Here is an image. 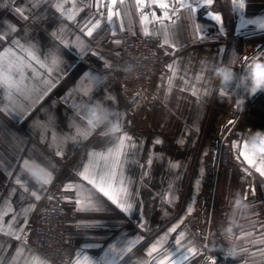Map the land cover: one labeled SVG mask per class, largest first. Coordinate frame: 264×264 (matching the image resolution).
I'll list each match as a JSON object with an SVG mask.
<instances>
[{
  "label": "crops",
  "instance_id": "0c3cea01",
  "mask_svg": "<svg viewBox=\"0 0 264 264\" xmlns=\"http://www.w3.org/2000/svg\"><path fill=\"white\" fill-rule=\"evenodd\" d=\"M102 2L101 8L98 7L101 0H0V53L9 47L16 50L13 41H19L25 46L35 45L36 55L41 59L55 55L60 61L57 70L44 77L54 85L46 94L41 86L31 99L11 109V114L4 110L8 100L0 96L2 226L9 231H18L23 227L21 235L22 238L26 236L27 241L29 222L38 201L23 192L16 184V178L20 175L23 160L30 153L45 158L54 166L50 168L53 172L51 184L43 187L28 174L21 175L22 182H26L30 190H38L42 198L49 187H57V179L60 183L84 184L90 188L78 175L89 153L106 152L118 143L121 135L126 134L132 139L126 142L129 147L123 165V178L132 194L133 211L126 214L105 200V211L77 212L74 202L76 192L73 190V198L66 203L69 215L68 264H74L77 250L84 243H99L108 247L125 237L138 242L122 258L121 264H161V261L172 264L171 259L166 257H170L171 250L175 251L178 247L175 240L180 232H184L182 250L188 247L197 249L195 255L189 254L190 258L184 264H213V261L215 264H245V259L250 256L249 244L240 248L233 244L235 237L248 232L251 220L264 227V200L249 199L247 176L251 173H256L258 178L264 176L256 172L239 151L246 130H264V92L250 98L242 91L233 95L231 89L225 91L221 87L207 65L228 63L234 53H239L240 64L236 71L242 72L246 57H264V49L258 52L264 44V32L257 29L253 32L254 26L236 31L239 17L233 0H213L211 5L198 10L194 20L186 10L181 9L176 16L165 19L163 25L152 19L153 12L158 18L163 17V10L152 0H141L143 8L138 7L137 0H124L123 4L117 0L113 12L118 11L119 16L113 15L112 23L106 19L110 0ZM162 2L175 4L176 0ZM238 3L239 0L237 6ZM57 5H63V11H58ZM245 5L246 18L264 16V0H245ZM208 12L220 15L221 21L210 20ZM73 13L74 18L69 19ZM143 15L148 16L145 23L141 21ZM96 20H100V26L89 37L86 35L87 28ZM197 25L203 30L199 31ZM145 27L161 39L162 44L154 52L164 57L165 69L153 79L150 100H145L148 101L147 114L143 117L141 106L131 117L122 105L118 87L110 79L108 69L112 60L118 57V38L144 33ZM165 32L168 35L167 44L164 43ZM81 41L83 51L78 46ZM169 65L173 66L172 69ZM90 70L92 74L104 77L102 84L95 85L83 75ZM197 76H203V79L197 81ZM193 88L198 89L196 95H193ZM84 90H88V96L83 94ZM68 93L71 95L65 101ZM239 95H245L242 106L237 104ZM74 102L87 107L102 103L107 110L116 113L121 132L113 137L99 128L86 139H71L76 135L74 125L84 123L75 117ZM230 107H242L246 113L231 128L229 121L233 116L228 115ZM133 144L134 147L131 146ZM223 144L229 169H233L232 186L229 191L223 189L220 193L215 206L219 210L218 216L208 234L206 249L199 252L203 237L207 238L205 219L208 179L211 176L209 166L216 163L218 148ZM234 144L238 147L234 148ZM57 151H61L62 155L57 156ZM80 152L79 168L70 175L66 164ZM173 164L178 167H172ZM213 199L214 196L211 197L212 203ZM237 199L246 207H237ZM33 204L34 208L26 213L24 210ZM189 208L192 209L190 213ZM5 212L7 215H4ZM239 214L242 215L240 223ZM13 217L16 219L13 220ZM234 224L241 227L240 233L227 234L225 230L221 233L219 226L223 228ZM174 225H179L176 232L169 233ZM165 234H168L167 239L149 257L147 250ZM257 237L255 245L260 250L264 245V229ZM0 243L4 245L0 256H3L5 264H10L20 241L0 234ZM233 249L236 255L228 257L227 252ZM88 252L95 258L102 255L103 249ZM255 256H261V264H264L261 251H256ZM41 261L48 264V259L27 243L23 256L16 264H40Z\"/></svg>",
  "mask_w": 264,
  "mask_h": 264
},
{
  "label": "snow or ice",
  "instance_id": "6c2138e0",
  "mask_svg": "<svg viewBox=\"0 0 264 264\" xmlns=\"http://www.w3.org/2000/svg\"><path fill=\"white\" fill-rule=\"evenodd\" d=\"M116 2L117 0H110L107 7L106 19L108 23H112L113 15L119 16L118 11L115 13L113 12V6ZM123 2L124 0H120L121 4H123ZM152 2L156 3L157 6L163 10L162 18H158L155 12H153L152 19L153 21H158L163 25L165 19H171V17L176 16L181 9L186 10L189 13L190 18L194 20L198 10L202 9L205 5H211L213 0H189V2H186V0H176L175 4L162 2V0H152ZM137 3L138 7H144L141 0H137ZM56 7L58 11H63V5H57ZM98 7H103L102 0ZM233 7L239 17V23L236 31L240 32L242 29H248L249 26H254L252 31L255 32V25L259 23V19L246 18V14L244 12L246 5L242 3V0H239L238 6L237 0H233ZM17 11L19 12L20 9H17ZM74 15L75 13H73L69 19L74 18ZM101 15L103 16V13H101ZM207 17L218 23L221 21V16L218 14L213 15L211 12H208ZM259 18H264V16ZM141 21L142 23L147 22L148 16L143 15L141 17ZM99 26L100 20H96L91 27L87 28L86 35L91 37L93 31ZM197 29L199 31L203 30L200 25H197ZM12 31H15V28H12ZM144 34H149L147 27L144 28ZM168 42V35L165 32L164 43L167 44ZM13 44L16 46V50L9 47L0 53V96L8 100V105L5 106L4 110L9 111V114H11V109L19 107L22 101L31 99V96L34 93L40 91L41 86H43L44 94H46L47 91H50L51 87L54 85L50 79H45L44 77L50 76L52 72L57 70L60 63L59 58L55 55L50 58L45 57L44 59H41L40 56L36 55L35 45L33 44L25 46L20 44L19 41H13ZM78 46L82 51L84 50L82 41ZM247 60L248 58L246 57L245 61ZM172 67L173 66L169 65L170 69H172ZM242 69H244V66H242ZM83 75L89 78L95 85L102 84L104 80L102 75L92 74L91 70L89 72H85ZM196 79L199 81L203 79V76H197ZM76 90L78 89H74V91ZM192 91L193 95L198 93L197 88H193ZM83 94L88 96V90H84ZM70 95L71 93L66 94L64 98L65 101H67V98ZM95 105L100 108L101 112L107 111V108L104 107L102 103L98 102ZM72 107L75 112V117L84 123L74 125L76 135L71 137V139L75 140L77 137L86 139L88 135H90L86 127L87 105L77 104L74 102ZM229 123L232 122L229 121ZM131 139L132 138L130 136L124 134L120 136L118 143L107 149L106 152L89 153L88 160L83 165L82 170L78 172V175L81 181L86 182V184L91 187H85L84 184H68L65 186V190H75L76 192L74 202L76 204L75 210L77 212L91 213L105 211L107 210L105 200L110 201L111 204L115 205L126 214H130L133 211L134 206L132 203V194L129 192L123 178V165L126 160L127 149L129 147V144L126 142H130ZM53 143H55V137L53 139ZM156 143H160V141H156ZM131 146L134 147V144ZM233 147L236 148L238 146L234 144ZM239 154L250 166L255 168L256 172H258L261 176H264V160L252 157L251 154L244 151L243 145L240 146ZM56 155L61 156L62 152L57 151ZM149 163H151V160ZM51 167L54 166L51 165L45 158L39 155L33 156L30 153L29 157L25 158L22 162L20 175L16 178V184L23 189L24 193H28L30 196L34 197L36 201H39L41 196L38 194V190H30L27 187L26 182H22L21 175L28 174L43 187L51 184L53 180V172L50 170ZM172 167H178V165L173 164ZM101 197L105 199H101ZM33 208L34 204L30 205L24 211L27 213ZM9 211H11V208H9ZM191 211L192 209L189 208L188 212L190 213ZM4 215H7V212H5ZM15 219L16 218L13 217V220ZM26 222L27 221H25V223ZM2 225L3 216L0 215V234L10 236L15 240L20 241V244L16 248L15 256L10 262V264H16V262L23 256V252L27 244L26 236L22 238L21 235L24 229L21 227L18 231H9ZM10 227L11 224H9V228ZM178 227L179 225H174L169 229V233L176 232ZM167 237L168 234H165L164 237L157 240L147 250V255L151 257L152 254L157 251L158 246H160L163 241L167 239ZM183 239L184 232H180L179 238L175 240V244L178 247L175 248V251H173V249L171 250L170 257H166V259H171L172 264H184V261L189 260V254L195 255L197 252V249L194 247H188L185 250H182L181 242ZM137 242L138 241L135 240H127L125 237L108 247H104L99 243H84L77 250V259L74 264H121L122 258L131 251L132 247H134ZM8 247L10 248L11 245L9 244ZM117 248L120 250L117 251ZM0 249H4V245L2 243H0ZM91 249H103L102 255L95 258L90 256L88 250ZM0 264H5L3 256H0ZM40 264H43V261H41ZM161 264H163V261H161ZM213 264H215V261H213Z\"/></svg>",
  "mask_w": 264,
  "mask_h": 264
},
{
  "label": "built area",
  "instance_id": "2783aa9c",
  "mask_svg": "<svg viewBox=\"0 0 264 264\" xmlns=\"http://www.w3.org/2000/svg\"><path fill=\"white\" fill-rule=\"evenodd\" d=\"M118 41V57L109 64L108 75L116 83L122 105L132 117L143 101L148 98L150 100L153 79L158 72L165 69L164 57L154 52V49L162 42L159 36L153 33L122 35ZM166 49L172 51L170 47ZM129 68L131 70L126 71ZM228 112L229 115L235 116L229 128L243 119L246 114L242 107H230ZM222 140L223 138L221 142ZM218 157L219 153L217 160ZM81 159L82 152L67 162L68 174L77 172ZM252 177L249 174L247 180L249 181ZM56 182L57 187H49L34 208L28 226L27 243L44 255L48 259V264H68L70 253L66 249V244L69 240L67 235L69 215L66 203L73 198V190H65V186L71 183L64 181L60 183L58 179ZM203 246L202 241L199 252L203 251Z\"/></svg>",
  "mask_w": 264,
  "mask_h": 264
},
{
  "label": "clouds",
  "instance_id": "9594fccd",
  "mask_svg": "<svg viewBox=\"0 0 264 264\" xmlns=\"http://www.w3.org/2000/svg\"><path fill=\"white\" fill-rule=\"evenodd\" d=\"M245 4V0H242ZM259 19L255 25L257 30L264 31V18ZM240 64V54L234 53L233 58L228 63L211 64L207 67L213 72L214 77L220 82L223 89H231L233 95L243 92L247 97L255 96L257 93L264 92V57L248 58L242 72L236 71ZM131 69H126L130 71ZM245 103V95H239L237 104L242 106ZM86 127L89 133L103 128L105 134L115 137L121 132V124L116 118V113L107 110L101 112L95 104L87 107ZM244 151L251 154L252 157L264 160V130H246L243 141ZM237 207H246L239 199L236 201ZM235 250L227 252L228 257H234Z\"/></svg>",
  "mask_w": 264,
  "mask_h": 264
},
{
  "label": "rangeland",
  "instance_id": "374dc122",
  "mask_svg": "<svg viewBox=\"0 0 264 264\" xmlns=\"http://www.w3.org/2000/svg\"><path fill=\"white\" fill-rule=\"evenodd\" d=\"M149 100V98H148ZM142 106V114L143 117L147 114L148 111V101L145 102L143 101L140 105H139V109ZM229 115V112H228ZM231 116V115H229ZM235 116L232 118L234 119ZM221 148V149H220ZM218 153H219V160H217V162L212 165L209 166V173H211V176L208 179V189H209V198L207 201V206H206V229H205V235L207 236V240L204 239L203 237V244L204 246L207 245V241H208V234L210 235V231L214 226V222H215V218L216 216H218L219 210H216L215 206H216V201L217 199L220 198L221 196V192L224 190L229 191L232 184V170L233 169H229L231 168L229 163L226 160L225 157V148H224V144L219 148H218ZM217 153V156H218ZM215 169H217V172H215ZM216 173V174H215ZM226 173V174H224ZM225 175V176H224ZM252 175V173H251ZM253 177L251 179H249V183H245L247 186H249L250 191H248L247 196L249 197V199L252 200H259L262 199L264 200V178H261L256 175V173H254L252 175ZM245 181V182H247ZM213 187V188H212ZM214 196V199L212 200L213 203L211 202V197ZM239 223L241 222V217L242 215L239 214ZM252 221V222H251ZM249 226H248V232L250 234L253 235V242L257 241L256 239H258L257 235L259 233V231H263L264 227L261 226L260 224L257 225V221H253L251 220ZM238 223V224H239ZM209 224V225H208ZM238 224H234V226H226V227H221L219 226V229L222 233L223 230H225L224 232L227 234H238L241 232V227L238 226ZM259 226V227H258ZM208 228V229H207ZM246 229V227H244ZM245 230V231H247ZM247 232V233H248ZM223 234V233H222ZM221 234V235H222ZM249 250L251 251V253H253L254 251H261L262 253H264V245L261 246L260 250L256 249V245L254 244H250L249 245ZM259 257V256H258ZM260 260L263 261V258L260 256ZM245 261H247V259H245Z\"/></svg>",
  "mask_w": 264,
  "mask_h": 264
},
{
  "label": "trees",
  "instance_id": "16d2710c",
  "mask_svg": "<svg viewBox=\"0 0 264 264\" xmlns=\"http://www.w3.org/2000/svg\"><path fill=\"white\" fill-rule=\"evenodd\" d=\"M253 235L248 233L239 234V236L235 237V240L233 242L234 245H237L240 248H245L246 245L250 244H256L257 241L253 242ZM244 246V247H243ZM249 259L245 262V264H261L262 260H260V257H256V251L251 253L249 252Z\"/></svg>",
  "mask_w": 264,
  "mask_h": 264
},
{
  "label": "water",
  "instance_id": "95a60500",
  "mask_svg": "<svg viewBox=\"0 0 264 264\" xmlns=\"http://www.w3.org/2000/svg\"><path fill=\"white\" fill-rule=\"evenodd\" d=\"M264 49V44L263 45H261V47H260V49H259V51L258 52H260L261 50H263ZM203 249H206V247L205 246H203Z\"/></svg>",
  "mask_w": 264,
  "mask_h": 264
},
{
  "label": "bare ground",
  "instance_id": "6f19581e",
  "mask_svg": "<svg viewBox=\"0 0 264 264\" xmlns=\"http://www.w3.org/2000/svg\"><path fill=\"white\" fill-rule=\"evenodd\" d=\"M217 162V161H216ZM213 188V187H212Z\"/></svg>",
  "mask_w": 264,
  "mask_h": 264
}]
</instances>
